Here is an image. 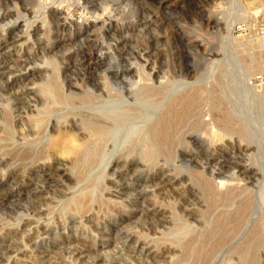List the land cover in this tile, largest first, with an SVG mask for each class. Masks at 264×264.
Masks as SVG:
<instances>
[{"label":"rangeland","instance_id":"rangeland-1","mask_svg":"<svg viewBox=\"0 0 264 264\" xmlns=\"http://www.w3.org/2000/svg\"><path fill=\"white\" fill-rule=\"evenodd\" d=\"M0 43V264H264V0H0Z\"/></svg>","mask_w":264,"mask_h":264},{"label":"bare ground","instance_id":"bare-ground-1","mask_svg":"<svg viewBox=\"0 0 264 264\" xmlns=\"http://www.w3.org/2000/svg\"><path fill=\"white\" fill-rule=\"evenodd\" d=\"M251 2L254 3L253 1ZM11 38L16 39L15 36H12ZM1 44L2 43H0V50L4 48V47L3 48L1 47ZM90 124L96 128L97 124L95 122L91 121ZM50 136L51 134L49 135V137L47 135L49 139V145H48L49 149L59 154L62 157V159H64L67 162L78 161L79 154L82 152V149H84V145L85 144L87 145L89 143L87 140L84 139L85 134L82 132H71V131H66V130H60V131H57L56 135H54L51 139H50ZM226 182L218 181L219 186L217 190H219L220 192H225V190H227L228 192L230 191L228 189H231L232 187H234L232 184H229L228 182L227 184ZM226 185L229 186L228 189H224L223 186H226ZM2 196H7V195H2V193H0L1 200L3 199ZM79 201L81 202V200ZM87 201H88L87 199H82L81 204L84 205Z\"/></svg>","mask_w":264,"mask_h":264}]
</instances>
